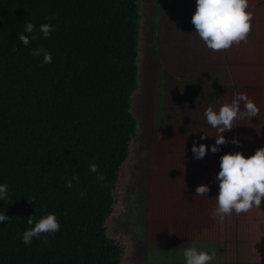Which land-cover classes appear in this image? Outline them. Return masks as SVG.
<instances>
[{
  "label": "trees",
  "instance_id": "16d2710c",
  "mask_svg": "<svg viewBox=\"0 0 264 264\" xmlns=\"http://www.w3.org/2000/svg\"><path fill=\"white\" fill-rule=\"evenodd\" d=\"M139 20L138 0H0V182L9 186L0 200L9 217L0 222V264H121L124 247L108 236L107 220L136 132ZM25 21L54 31H37L24 46L17 34ZM37 47L51 63L30 55ZM263 209L264 199L247 213ZM49 212L60 230L41 234L47 244H23L27 217Z\"/></svg>",
  "mask_w": 264,
  "mask_h": 264
},
{
  "label": "rangeland",
  "instance_id": "374dc122",
  "mask_svg": "<svg viewBox=\"0 0 264 264\" xmlns=\"http://www.w3.org/2000/svg\"><path fill=\"white\" fill-rule=\"evenodd\" d=\"M138 3V86L131 102L136 132L119 170L107 234L124 247L121 264H173L170 253L175 258L180 247L201 248L202 229L219 219L214 214L219 157L236 150L250 155L264 141V0H248L253 16L247 43L221 50L207 48L194 32L195 0ZM237 92L259 109L250 120L235 119L223 133L226 140L235 136L239 146L222 144L220 151L194 159V137L207 136L200 141L207 148L220 135L207 124L205 108L218 109ZM201 183L209 191L197 195ZM223 219L229 264H264L263 235L244 232L255 220L235 212ZM197 234L203 238L195 243Z\"/></svg>",
  "mask_w": 264,
  "mask_h": 264
},
{
  "label": "clouds",
  "instance_id": "9594fccd",
  "mask_svg": "<svg viewBox=\"0 0 264 264\" xmlns=\"http://www.w3.org/2000/svg\"><path fill=\"white\" fill-rule=\"evenodd\" d=\"M253 13L249 10L248 0H195V9L190 17L194 26V32L211 50L229 48L233 43L244 41L247 43V34L251 30ZM55 19L53 16L45 17V21ZM40 37L47 38L54 31V25L45 22L36 26L31 21H25L23 31L17 34L24 46L30 40L37 39L36 32ZM27 34V35H26ZM30 55L41 57L42 63H51L52 54L45 48H33ZM243 102V110H241ZM259 109L255 102L246 93L237 92L230 102H225L214 109L211 105L205 108L204 118L208 125L215 128L220 135L215 137L213 144L207 145L200 142L207 136L200 135L193 139L191 152L194 159H202L206 152L216 153L220 151L219 145L231 143L239 146L240 141L233 136L226 140L223 133L233 128V121L243 116H256ZM89 170L97 172V164L90 163ZM98 180L103 176L97 173ZM214 179L217 184L216 206L214 214L223 219L226 214L235 212L240 214L247 212L253 206L259 208L264 199V146L256 148L252 154L244 155L241 151L224 152L219 157L218 171ZM72 180H78L76 175L66 180V186L72 187ZM209 186L201 183L195 187L197 195L207 194ZM9 198V186L0 182V200L7 201ZM9 220L5 211H0V222ZM26 223L30 226L23 230L20 235L21 242L25 245L31 243L33 238H40L47 244V236L41 234H55L60 230L59 220L54 212H49L34 219L32 215L27 217ZM183 264H209L215 261V252L190 245L183 249Z\"/></svg>",
  "mask_w": 264,
  "mask_h": 264
},
{
  "label": "crops",
  "instance_id": "0c3cea01",
  "mask_svg": "<svg viewBox=\"0 0 264 264\" xmlns=\"http://www.w3.org/2000/svg\"><path fill=\"white\" fill-rule=\"evenodd\" d=\"M256 137H258V136H256ZM258 140L260 142L261 136L258 137ZM260 143H262V146H264V141H261ZM247 212H244V214L240 213V214H237V215H242V216H244V217H246V218H248L250 220L254 219L255 222H256V226L255 225L245 226V231L244 232H249L250 233V237H253V236L257 237V235H263V237H264V209L261 210L259 215H251V214L249 215ZM254 216L258 217V218L256 219ZM218 220H221V219H217L216 221H214V223L209 225L208 228L202 229V233L201 234H206V236H205L206 240L202 242L203 244L201 245V248H203L205 250H209V251H214L215 252L216 259H215V261L209 262V264H229L230 258L227 257L229 251L226 250V247L223 246V244L226 245V237H225L224 233H225L226 230H228L227 229L228 225L225 226L224 219L221 220L222 226L220 228H218V227L215 228L214 232L216 233L217 237L213 238L212 237L213 234L211 235V237L208 236L209 231H206V229H210V228H212V226L216 225ZM254 220L252 222L246 220L245 223H247V222L253 223ZM241 221L243 222V220H241ZM227 223L228 222L226 220V224ZM242 225L237 226V228H239L240 231H241ZM196 236H198V234ZM202 238L203 237H199L198 236L197 239H195V243H196V241H199ZM184 248H186V246L183 247V248L180 247L177 250L178 251L177 253H179V255H178V258H176V259H179V260H176L175 262L173 260V264H183V256H182V252L183 251L182 250ZM167 262H171L172 263V261H167ZM166 264H168V263H166Z\"/></svg>",
  "mask_w": 264,
  "mask_h": 264
}]
</instances>
